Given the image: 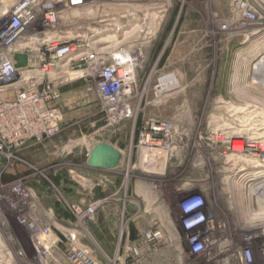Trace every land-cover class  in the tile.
Returning <instances> with one entry per match:
<instances>
[{
    "label": "rangeland",
    "instance_id": "1",
    "mask_svg": "<svg viewBox=\"0 0 264 264\" xmlns=\"http://www.w3.org/2000/svg\"><path fill=\"white\" fill-rule=\"evenodd\" d=\"M103 1L106 5L102 7L94 1L84 9L63 11L60 28L73 31L89 24L102 25L108 28L104 34L110 49H114L140 37L123 28L136 22L131 12L149 11L160 24L149 46H135L137 52L146 54L136 72L138 93L147 89L146 81L155 62L163 72H176L177 79L171 82L178 89L168 97L156 98L162 101L158 105H146L145 101L154 96L151 92L146 96L144 92L138 105L132 100L135 109L132 118L111 123L102 112L95 92L88 93L83 80L73 79L62 85V128L55 136L59 140H54L55 145L48 144L43 151L26 154L35 168H45L43 172L52 184L31 175L26 166L15 165V176H25L20 183L24 193L19 196L11 190L17 185L13 183L16 178L5 176L0 167V264H40L41 250L35 243V232L16 221L22 214L36 223L37 228L50 226L60 235L77 229L81 244L96 264H120L126 232L133 238L144 229L158 228L156 224L150 225L149 217L154 215L161 223L160 218L167 224L173 222L176 232L174 226L167 228L170 224L160 227L167 237L169 231L174 242L170 241V248L168 242H160L157 253L145 259V264H264V253L260 252L263 240L257 237L264 225L259 219L246 218L249 215L246 182L250 176L246 175L244 182L238 180L233 172L234 163L226 159L228 153L230 156L234 152L230 146L234 130L226 129L230 119L242 115L240 120L249 117V122L264 121V74L256 78L258 81L254 78V67L264 57V0ZM18 2L0 0V33ZM231 109L239 112L234 111L233 115ZM249 111L260 113L250 117ZM154 120L173 123L175 152H178L170 156L171 160L163 158L147 170L139 161L138 140L144 126ZM214 139L219 142L215 143ZM99 142L120 150L119 164L108 170L93 168L90 179L85 181L78 174L90 170L85 163L86 147ZM55 170L63 173L61 182L53 177ZM201 181L211 183L212 189L199 190ZM62 184L72 186V191L65 192ZM188 184L196 185L202 192L195 204L203 197L206 201L203 208L213 207L203 227L213 229L219 235V242L207 244L204 240L199 246L186 241L191 230H184L187 220H181L180 215L185 205L179 200L195 191L185 187ZM230 192L237 193L238 201L242 202L243 219L239 222L229 207L233 201ZM14 194L31 208L20 211L10 207L5 200L13 202ZM60 194L68 203L102 201L93 219L85 220L81 227L61 203L64 201ZM258 196L259 192L254 193V198ZM214 213L219 214L217 225Z\"/></svg>",
    "mask_w": 264,
    "mask_h": 264
},
{
    "label": "built area",
    "instance_id": "2",
    "mask_svg": "<svg viewBox=\"0 0 264 264\" xmlns=\"http://www.w3.org/2000/svg\"><path fill=\"white\" fill-rule=\"evenodd\" d=\"M94 1L104 6L103 0H19L6 21L1 26L0 37V167L2 171L20 164L35 168L27 159L29 151L44 148L60 132L63 112L62 85L73 79H81L88 93L95 92L102 112L112 123L133 117L135 109L132 100L138 105L143 93L154 96L146 100V105H158L165 98L174 94L178 87L170 85L177 79L176 72H163L155 62L146 81V90L138 93L137 69L146 58V54L137 52L135 46H149L159 29L160 21L149 11L131 12L135 23H128L124 30L138 34L131 38L127 46L110 49L105 37L108 28L100 25H85L73 31L60 28L61 13L67 10L84 9ZM129 27V28H128ZM104 36V37H103ZM24 54L26 63L16 66L15 56ZM165 67V66H163ZM169 79V82L167 81ZM146 99V98H145ZM170 122L158 123L155 120L144 126L139 134L138 149L142 143L146 147H156L157 142L167 143V126ZM146 138V139H145ZM17 194L24 193L19 186H13ZM197 198V197H196ZM194 198L185 205L181 220H187L184 230H191L187 242L199 246L207 238L208 228L203 225L208 221L205 212V199L195 204ZM101 199L87 204L83 201L67 203V208L75 217L78 226L83 227L85 220L93 219ZM10 207L22 211L29 205L24 200L8 201ZM31 207H29L30 209ZM51 211V209H49ZM203 210L204 212H200ZM199 211L196 219L189 218ZM202 218H199V217ZM198 220L203 222L194 225ZM16 221L23 227L33 229L35 243L41 250L40 264H96L88 249L81 244L77 229L61 232L50 226L37 228L22 214ZM150 225L131 237L126 232L120 264H145V259L153 258L158 251V244L164 239L156 237L163 233L156 216L149 217ZM164 236V235H163ZM63 245V249L61 248ZM200 252L202 247H198ZM9 255V254H8Z\"/></svg>",
    "mask_w": 264,
    "mask_h": 264
},
{
    "label": "bare ground",
    "instance_id": "3",
    "mask_svg": "<svg viewBox=\"0 0 264 264\" xmlns=\"http://www.w3.org/2000/svg\"><path fill=\"white\" fill-rule=\"evenodd\" d=\"M253 15H254V13H253ZM254 69H255L254 70L255 71L254 72V76H255L254 78L256 80V78H259L258 77L259 75L264 74V57L261 58L259 60V62H257ZM167 80H169V79H167ZM256 81H258V80H256ZM173 83H175V82H170V85L176 87L177 84L173 85ZM159 99H162V98H159ZM241 110H242V108H241ZM231 111L234 115V111H238V109H231L229 112H231ZM251 111H252V109H251ZM244 112L246 113V111H244ZM249 112H248V114H249ZM258 113H260V112H256V111L250 112V117H251V115L253 116V114L258 115ZM245 115L246 114H244V116ZM260 115H262V114H260ZM246 116H248V115H246ZM241 117H242V115H241ZM241 117L240 116L238 117L235 115L233 118L230 119L228 125H226V129H229L228 132H232V130H234L233 134L235 135V137L233 140L231 139L232 143L230 144V146H233L231 151H234L233 152L234 154L232 153V155L230 154V156H228L229 153L227 155L225 154L227 156V158L226 157L225 158L227 159V161H232L234 163L233 165H235V171H233V170L232 171L234 172L235 177L238 180H241L244 182L245 181L244 177L246 175L250 176V178L246 182V185H248V187L246 189V195H247L246 199L248 200L247 202L249 205V211H248L249 215H247L246 218L248 219L250 217L251 220L259 219L262 221V223L264 225V188L262 187L263 189L262 188L260 189V186H264V121H258L256 123L257 120L255 119V121H254V119H252L254 122H252V121L249 122V120H248L249 117H247V119L242 118L240 120L239 118H241ZM260 130H261V132H260ZM174 131H175L174 125L172 122H170V124L167 126V130H166L167 138H168V141H166L167 143L157 142V143H155L156 147H149V146L146 147L142 143L141 147H139V152H140L139 161L142 163V165L147 170L150 168H153V166L158 164V162L160 160H162L163 158L169 157V160H171L172 158H170V156L173 157L174 155H176V153L178 151L175 152L177 150V146H175V143H174V141L176 140L175 135L173 133ZM214 140L216 141L215 143L219 142L216 139H214ZM218 140H220V139H218ZM227 142H229V141H227ZM203 149H204V147H203ZM257 153H260V154H257ZM156 168L159 169L160 168L159 165H157ZM202 181H201L202 184L197 186V188H199V190H210V189H212L213 185L211 183H203L204 181L203 182ZM256 181H259V183L258 182L255 183ZM195 186L196 185H194V184L185 185V187L192 188L191 190H195V191L192 193H187V194L183 195L181 202L191 201L194 198H196L197 196L202 194V192H200L197 188H195ZM256 192H259L258 198H254V193H256ZM230 194L231 195L229 196V198L232 199L233 201H231V204H229V207L232 208L233 215H234V217H236L235 219L239 222L243 219L242 216L240 215V214H242L241 213L242 202H241V199L238 201V196H236V195H238L237 193L230 192ZM255 197H257V196H255ZM217 199H219V198L217 197ZM209 202H212V200H210ZM252 206H255V207L253 208ZM256 206H258V207H256ZM211 208L213 209V207L210 205L209 209L205 210V212L207 213V216H208V221H209L210 214L212 213ZM200 212L203 213L204 211L200 210ZM214 214H215L213 216L214 224L216 223V225H217L219 214H217V213H214ZM198 215H199V211L193 213L189 218L196 219L198 217ZM157 219H159V218H157ZM160 219L166 225L170 224L167 228H169L170 226H174V232H176V227L173 224V222H169L167 224L165 219L164 220L162 218H160ZM201 222H203V221L198 220L194 223V225H197ZM260 228H262V227H260ZM167 234H168V237L165 236L166 234L157 233L156 237L164 239L165 243L168 242V244H169L168 248H170L171 234L169 233V231H167ZM173 236L175 237V233H173ZM206 236H207V238H206L207 244H208V242H210V244L219 242V239H220L219 235L214 234L213 229H208ZM257 237L259 238V240H261V241L263 240V242L260 243V252L264 253V228L259 230ZM255 238H256V235H255ZM174 239L177 240L176 238H174ZM172 242H174V240H172L171 243ZM177 248H180V247L177 246ZM166 250H167V245H166ZM207 251H208V248L206 249L204 254ZM174 253H176V252H174ZM204 254H203V257H204ZM168 260H169V258H168ZM178 262L180 263V260H178ZM252 264H256V263H252Z\"/></svg>",
    "mask_w": 264,
    "mask_h": 264
},
{
    "label": "water",
    "instance_id": "4",
    "mask_svg": "<svg viewBox=\"0 0 264 264\" xmlns=\"http://www.w3.org/2000/svg\"><path fill=\"white\" fill-rule=\"evenodd\" d=\"M16 66H23L26 63V56L19 54L15 56ZM121 152L113 145L106 142H99L93 146L87 159V164L92 167L111 169L118 166Z\"/></svg>",
    "mask_w": 264,
    "mask_h": 264
},
{
    "label": "flooded vegetation",
    "instance_id": "5",
    "mask_svg": "<svg viewBox=\"0 0 264 264\" xmlns=\"http://www.w3.org/2000/svg\"><path fill=\"white\" fill-rule=\"evenodd\" d=\"M94 146V145H93ZM93 146H90V147H86V152L84 153V155H85V163H86V166L87 167H89L90 168V170H86L85 169V171L82 173V172H80V174H78V176L79 177H81V178H83V179H85V181H87V180H89L90 179V174H89V172H91L92 173V169L93 168H95V169H100V170H108V169H105V168H97V167H92V166H90V165H88L87 164V159H88V157H89V155H90V151H91V149L93 148ZM17 165H19V164H17ZM15 167V165L14 166H11L10 168H8L7 170H5V171H3V173H4V175L5 176H9V178H16V180L13 182L14 184H16L17 183V185H14V186H19L20 188H21V180L22 179H24L25 178V176H20V177H17V176H15V172H14V168ZM28 169H30V174L31 175H37L38 177H39V179H41V178H43V179H46L48 182H50V184H52V182L50 181V179L45 175V173L43 172V170L45 169V168H29V167H27ZM32 170V171H31ZM29 175V174H28ZM102 177H103V175H101ZM53 177L55 178V179H57V180H59V182H61L62 180V177H63V173L62 172H60V170H55L54 171V174H53ZM19 183V184H18ZM63 186H61L62 187V189L65 191V192H67V193H69V192H71L72 190L71 189H73V187L72 186H67V184H62ZM13 187V186H12ZM43 187V186H42ZM11 190H12V188H11ZM13 191V190H12ZM14 192V191H13ZM15 194H17L16 192H15ZM14 194V195H15ZM17 195H19V196H21L20 194H17ZM17 195H15L16 196V199L15 200H13L14 202H18L19 200H20V198L19 197H17ZM61 195V194H60ZM61 199H62V201H64V202H61ZM61 199H58V201H60L62 204H64V205H66L67 206V200H65L64 198H63V196L61 195ZM5 201H7V203H8V201H9V199L8 200H5ZM69 203H73V202H69ZM54 205H56V206H58V202H55V204ZM53 205V207L55 208V206ZM53 207L51 206V207H48L49 209H53ZM58 208V207H57Z\"/></svg>",
    "mask_w": 264,
    "mask_h": 264
},
{
    "label": "crops",
    "instance_id": "6",
    "mask_svg": "<svg viewBox=\"0 0 264 264\" xmlns=\"http://www.w3.org/2000/svg\"><path fill=\"white\" fill-rule=\"evenodd\" d=\"M54 140H57V141H58L59 139H58V137H55V139L53 138V139L50 141L49 144H53V145H55V144H56V143H55L56 141L54 142ZM46 146H48V144H47ZM46 146H45V147H46ZM45 147H44V148H45ZM37 150H39V151H43V148H38Z\"/></svg>",
    "mask_w": 264,
    "mask_h": 264
}]
</instances>
